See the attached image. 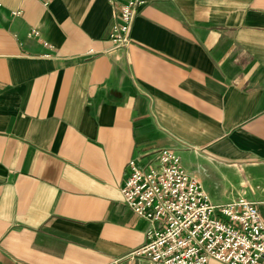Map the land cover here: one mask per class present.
<instances>
[{
	"label": "crops",
	"instance_id": "crops-1",
	"mask_svg": "<svg viewBox=\"0 0 264 264\" xmlns=\"http://www.w3.org/2000/svg\"><path fill=\"white\" fill-rule=\"evenodd\" d=\"M122 1L0 0V264L139 244L119 187L161 146L264 224V0H143L112 46Z\"/></svg>",
	"mask_w": 264,
	"mask_h": 264
},
{
	"label": "built area",
	"instance_id": "built-area-1",
	"mask_svg": "<svg viewBox=\"0 0 264 264\" xmlns=\"http://www.w3.org/2000/svg\"><path fill=\"white\" fill-rule=\"evenodd\" d=\"M123 0L110 26L112 46L127 40L137 5ZM119 187L121 200L146 220L143 240L104 264H264V224L252 202L243 198L212 203L168 146L146 168L132 159Z\"/></svg>",
	"mask_w": 264,
	"mask_h": 264
}]
</instances>
